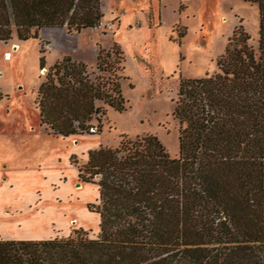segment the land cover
<instances>
[{
    "label": "trees",
    "instance_id": "obj_1",
    "mask_svg": "<svg viewBox=\"0 0 264 264\" xmlns=\"http://www.w3.org/2000/svg\"><path fill=\"white\" fill-rule=\"evenodd\" d=\"M244 1L258 6L257 49L239 25L216 73L179 79L178 154L152 134L88 151L78 178L97 186L88 207L98 231L0 238V264H264V0ZM101 8V0H0V41L93 28ZM124 61L116 43L98 45L94 67L56 60L37 89L40 124L66 137L89 132L107 108L124 110Z\"/></svg>",
    "mask_w": 264,
    "mask_h": 264
},
{
    "label": "rangeland",
    "instance_id": "obj_2",
    "mask_svg": "<svg viewBox=\"0 0 264 264\" xmlns=\"http://www.w3.org/2000/svg\"><path fill=\"white\" fill-rule=\"evenodd\" d=\"M101 4L103 17L93 28L68 33L65 27H43L36 39L19 40L13 33L11 39L0 41V208L12 214L21 208V218L28 223L15 232L24 239L67 236L78 228L94 235L99 215L88 205L97 203V186L78 178L88 151L115 146L123 135L152 134L176 156L178 121L173 108L179 79L216 73L217 60L239 25L257 49L259 15L253 2L101 0ZM113 43L125 58L121 80L125 109L107 108L100 123L93 120L89 132L51 134L40 124L36 108L37 89L45 76L39 57L44 56L47 68L65 55L94 67L98 45L108 49ZM5 157L10 158L6 168L1 160Z\"/></svg>",
    "mask_w": 264,
    "mask_h": 264
},
{
    "label": "crops",
    "instance_id": "obj_3",
    "mask_svg": "<svg viewBox=\"0 0 264 264\" xmlns=\"http://www.w3.org/2000/svg\"><path fill=\"white\" fill-rule=\"evenodd\" d=\"M40 34H41V32L39 33V36H40ZM14 44H15V46H14L15 50L19 49L18 44L17 43H14ZM6 53H9V52H6ZM60 57L57 58V59H60ZM72 59L76 60V61L84 62L79 57H78V59H74V58H72ZM46 69H47V67H45V70ZM1 160H2V162H4L3 166L6 168L7 165L9 164V162H10V158L9 157H5L3 159L1 158ZM20 210H21V208L19 206H17V208L15 209V212L12 214V213H9V209L8 208H6V207L0 208V227L2 228V231L5 232V235H2V239H24L25 238V237H21L20 234L16 235L18 232H15V231H18L16 228H19L20 226H25L28 223L27 219L21 218ZM34 239H42V238L36 236V237H34Z\"/></svg>",
    "mask_w": 264,
    "mask_h": 264
},
{
    "label": "bare ground",
    "instance_id": "obj_4",
    "mask_svg": "<svg viewBox=\"0 0 264 264\" xmlns=\"http://www.w3.org/2000/svg\"><path fill=\"white\" fill-rule=\"evenodd\" d=\"M16 47H17V46H16ZM10 56H11L10 53H7V54H6V59L10 58ZM41 70H42V69H41ZM42 73H45V70L42 71Z\"/></svg>",
    "mask_w": 264,
    "mask_h": 264
},
{
    "label": "built area",
    "instance_id": "obj_5",
    "mask_svg": "<svg viewBox=\"0 0 264 264\" xmlns=\"http://www.w3.org/2000/svg\"><path fill=\"white\" fill-rule=\"evenodd\" d=\"M100 22H101V21H100ZM99 24H100V23H99ZM99 24H98V25H99Z\"/></svg>",
    "mask_w": 264,
    "mask_h": 264
}]
</instances>
